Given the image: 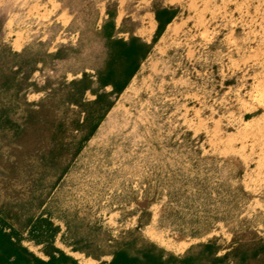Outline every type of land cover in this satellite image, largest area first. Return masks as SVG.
<instances>
[{
    "label": "rangeland",
    "instance_id": "1",
    "mask_svg": "<svg viewBox=\"0 0 264 264\" xmlns=\"http://www.w3.org/2000/svg\"><path fill=\"white\" fill-rule=\"evenodd\" d=\"M133 39L119 86L110 41ZM4 97L0 225L35 257L136 239L264 264V0H0Z\"/></svg>",
    "mask_w": 264,
    "mask_h": 264
},
{
    "label": "trees",
    "instance_id": "2",
    "mask_svg": "<svg viewBox=\"0 0 264 264\" xmlns=\"http://www.w3.org/2000/svg\"><path fill=\"white\" fill-rule=\"evenodd\" d=\"M162 16L168 14V11L161 12ZM161 22L162 18L157 17ZM169 23V20L167 21ZM110 44L113 48L118 50L117 57L126 58L128 61H133L134 65L127 66L121 70L113 72L117 85L129 82L136 73L140 60L145 59L151 51V46L144 42H139L137 39H133L130 42L111 40ZM59 56V53L56 54ZM84 80L88 79V76H84ZM82 83V80L79 83ZM18 89V87H16ZM15 86H9L5 89V96L11 91L16 90ZM88 86L83 87L82 95L88 91ZM6 97L0 101V121H9L7 114L8 106L6 103ZM81 104V102H78ZM26 127H18L17 133L23 132ZM55 147L50 149V154L54 155V158L62 152L63 147H59V141L55 140ZM38 155V152H37ZM36 155V156H37ZM34 156V157H36ZM54 160V159H52ZM0 211V217H1ZM35 229V228H34ZM230 255L218 256L213 250V246L210 244L201 245L195 251H189L182 257H174L167 255L163 250L158 249L153 244H138L136 239L126 241L123 247L116 251L113 260L110 263L104 264H242L243 261L248 260L250 257L249 250L240 253L241 261L237 262L234 259L229 261ZM244 259V260H243ZM0 264H77L72 261L65 254H60L59 257H53L49 261H43L35 257L26 248L22 247L18 242H14L13 238L5 232L4 227L0 225Z\"/></svg>",
    "mask_w": 264,
    "mask_h": 264
}]
</instances>
